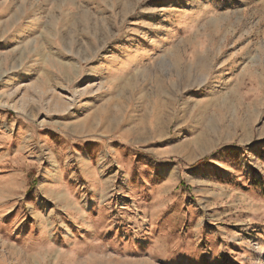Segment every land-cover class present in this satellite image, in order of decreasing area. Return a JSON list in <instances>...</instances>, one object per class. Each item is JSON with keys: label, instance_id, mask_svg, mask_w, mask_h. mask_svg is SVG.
Segmentation results:
<instances>
[{"label": "rangeland", "instance_id": "obj_1", "mask_svg": "<svg viewBox=\"0 0 264 264\" xmlns=\"http://www.w3.org/2000/svg\"><path fill=\"white\" fill-rule=\"evenodd\" d=\"M0 264H264V0H0Z\"/></svg>", "mask_w": 264, "mask_h": 264}, {"label": "bare ground", "instance_id": "obj_2", "mask_svg": "<svg viewBox=\"0 0 264 264\" xmlns=\"http://www.w3.org/2000/svg\"><path fill=\"white\" fill-rule=\"evenodd\" d=\"M22 34H24V31H23ZM55 169H56L55 164H52V165L50 166L49 171H48L47 178L49 179V185H51V183L53 182V181H52V180H53V171H54Z\"/></svg>", "mask_w": 264, "mask_h": 264}]
</instances>
